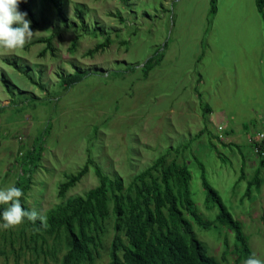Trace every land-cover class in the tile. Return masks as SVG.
Listing matches in <instances>:
<instances>
[{"label":"rangeland","instance_id":"374dc122","mask_svg":"<svg viewBox=\"0 0 264 264\" xmlns=\"http://www.w3.org/2000/svg\"><path fill=\"white\" fill-rule=\"evenodd\" d=\"M63 1L66 26L54 15L35 24L19 5L0 0V20L34 26L7 45L12 32L0 25V205L12 200L23 169L31 171L23 203L46 219L60 185L90 154L128 188L180 148L198 210L209 221L219 213L207 202L205 176L241 221L253 263L238 261L231 230L194 225L208 254L222 264H264V167L248 143L264 128V19L256 0ZM106 37L108 47L96 50ZM153 56L160 61L145 76ZM76 72L82 80L63 90L61 79ZM256 171L262 186L248 191ZM98 184L91 168L66 198ZM10 208L13 216L8 210L0 218V264H60L64 237L24 224ZM108 228L96 264L111 261Z\"/></svg>","mask_w":264,"mask_h":264},{"label":"trees","instance_id":"16d2710c","mask_svg":"<svg viewBox=\"0 0 264 264\" xmlns=\"http://www.w3.org/2000/svg\"><path fill=\"white\" fill-rule=\"evenodd\" d=\"M9 4L19 5L23 13L35 24H38V17L41 22L47 24L46 20H50L51 15L63 25L67 24L63 0H39V6L35 0H10ZM256 6L264 19V0H256ZM77 11L82 19L83 10ZM82 24L84 25L83 22ZM0 25L12 32L7 45L34 28L33 25L21 26L4 19L0 20ZM72 25L73 23V28ZM97 33L102 31L96 30L94 35ZM81 37L83 34L75 38L71 50L77 47ZM41 42H47L48 48H51V39ZM109 44L110 39L106 37L104 43L97 45L96 50L105 49ZM159 61L156 57H151L143 67L144 75L147 76ZM81 74L82 72H76L62 78L60 87L68 90L82 80ZM262 131L257 134L264 133V128ZM257 134L250 137L251 141L254 142ZM253 142H248L252 149ZM185 149L186 146L183 147V152ZM175 154L176 157L171 159L169 151L160 156L151 167L135 176L128 188H125L122 178H113L105 173L90 154L85 165L60 185V202L49 212L46 219L38 218L23 203L30 182L26 174L31 173L23 169L24 179L16 183L12 200L0 205V218L4 217L8 210L12 215L13 208L8 209L12 206L16 208L17 217L24 224L26 222L51 236H63L67 250L60 264H96L102 257L101 250L104 248V240L111 224L114 237L109 249V264H222L216 257L208 254L206 246L194 230V225L206 230L214 226L231 230L235 245L232 252L239 256L238 261L253 263V252L241 221L233 217L205 176L203 186L207 190V202L217 206L219 213L214 221L204 219L191 195L190 165L187 162L178 163L180 148L175 149ZM258 158L259 166L264 167V158ZM28 160L35 164L37 156ZM91 168L98 178V186L89 190L85 196L67 199V193ZM262 183L260 173L256 171L247 190L249 191L251 186L259 190Z\"/></svg>","mask_w":264,"mask_h":264},{"label":"built area","instance_id":"2783aa9c","mask_svg":"<svg viewBox=\"0 0 264 264\" xmlns=\"http://www.w3.org/2000/svg\"><path fill=\"white\" fill-rule=\"evenodd\" d=\"M253 140L254 142L249 139V142H253L254 144L253 150L255 155H257V157L264 158V133L257 134V137Z\"/></svg>","mask_w":264,"mask_h":264}]
</instances>
